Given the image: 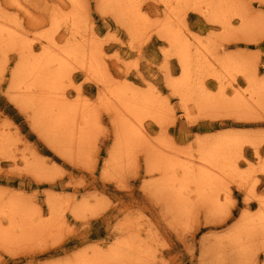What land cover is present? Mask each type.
<instances>
[{"label":"rangeland","instance_id":"374dc122","mask_svg":"<svg viewBox=\"0 0 264 264\" xmlns=\"http://www.w3.org/2000/svg\"><path fill=\"white\" fill-rule=\"evenodd\" d=\"M114 1L0 0V28L15 38L0 40V264H264L263 227L239 226L244 211L255 215L264 200V94L252 98L245 75L264 83V0H227L221 23L210 14L220 0H138L150 22L137 33ZM167 21L189 38L195 61L204 55L194 62L207 70L193 85L204 82L214 99L224 90L233 107L202 110L175 94L169 82L183 70L161 36ZM77 46L85 54L69 57L61 88L21 83L25 58L48 49L65 56ZM221 58L239 69L225 70ZM128 85L157 99L156 119L133 116L114 99ZM50 98L72 105L75 116L46 112ZM221 134L240 143L236 171L216 190L193 183L181 191L167 161L199 167L201 145Z\"/></svg>","mask_w":264,"mask_h":264},{"label":"bare ground","instance_id":"6f19581e","mask_svg":"<svg viewBox=\"0 0 264 264\" xmlns=\"http://www.w3.org/2000/svg\"><path fill=\"white\" fill-rule=\"evenodd\" d=\"M103 1V0H102ZM105 1V0H104ZM107 1V0H106ZM118 4L120 5V16L127 15L128 19H130L129 23H130V31L131 32H136L137 30L140 31V26L143 25V27L147 24V19L149 21V18L144 17L145 15L141 14L138 11L137 5H136V1L138 2V0H118ZM181 2L182 0H164L163 2H165V4L167 5H174L177 2ZM187 1L188 3L193 2L194 0H184ZM198 2H200L201 0H197ZM109 2V0H108ZM107 2V3H108ZM115 2V1H114ZM117 2V0H116ZM115 2V3H116ZM229 2V1H228ZM227 0H220L218 2H216V4H213L215 2H212L211 4V8H213V10H211L210 14L211 17H214V19L216 20L217 18L220 19L222 17L219 16L222 11L221 9L223 8V6L228 3ZM233 2V1H232ZM178 4V3H177ZM184 4V3H183ZM194 4V3H193ZM104 5V4H103ZM188 5V4H187ZM196 5V4H194ZM209 6V3L206 4ZM214 5V6H213ZM228 6V5H227ZM171 7V6H170ZM190 7V6H188ZM199 8L201 9L199 6V3L197 4V6H195V8ZM225 7V6H224ZM194 8V9H195ZM210 8V9H211ZM243 8V7H242ZM106 9V8H105ZM108 9V8H107ZM193 9V8H192ZM193 9V11H194ZM197 10V11H201V10ZM203 9V8H202ZM173 10V9H171ZM174 11V10H173ZM182 12V11H181ZM207 12V11H205ZM109 13V12H108ZM185 13V12H184ZM204 13V11H203ZM229 13V12H228ZM86 14V13H85ZM105 14V12H104ZM183 14V12H182ZM223 14V13H222ZM236 14V13H235ZM31 15V14H30ZM229 15V14H228ZM126 16V17H127ZM169 16V15H167ZM184 16V15H183ZM186 16V15H185ZM184 16V17H185ZM177 17V16H176ZM180 17V14H179ZM220 17V18H219ZM238 17V15H237ZM168 18V17H167ZM182 15L181 18L179 20H183L182 19ZM226 18V17H225ZM118 19L121 21V18L118 17ZM126 19V18H125ZM171 19V18H170ZM186 19V17H185ZM213 19V18H212ZM224 19V17H223ZM57 20V19H56ZM159 20V19H157ZM178 20V19H177ZM230 20V19H229ZM127 21V20H125ZM166 20H164L165 22ZM171 21V20H170ZM213 21V20H212ZM221 21V19L219 20V22ZM10 22V21H9ZM150 22V21H149ZM148 22V23H149ZM157 22V21H156ZM168 22V21H167ZM181 22V21H180ZM218 21L216 20V23ZM218 22V23H219ZM223 22V21H221ZM220 22V23H221ZM77 23V22H76ZM80 23V22H79ZM160 23L162 24V20L160 21ZM225 23V22H224ZM178 24V23H177ZM150 25V24H148ZM164 25V24H163ZM162 25V26H163ZM260 25V24H259ZM5 26V25H3ZM2 25L0 27H3ZM80 26V25H79ZM147 26V25H146ZM152 25H150L149 28H151ZM82 27V26H81ZM164 31H162L163 34H161L162 37H164V39L166 38L168 40V42L171 44L172 49L174 51V55L177 57L179 63L181 64L183 73L182 75L178 78V79H173L169 82V86L172 88V90H174L175 94L179 96L180 99H182L181 101L189 104L190 101H195V103L199 106L200 109L205 110L207 108H214L217 107L218 105L220 106H224L226 107V109L233 107V104L231 102L226 101L225 97L223 94H225L224 90H222V95L220 97H218L217 99H214L213 96L208 93L207 89L205 86H203L202 84L204 83H200V87L198 88L195 82V77L198 75L200 76L203 71L206 69V67L204 66V62L201 63L202 58H200L201 56L204 55H199L197 57H199L200 60V65H195L196 61H199L198 58H196V61L193 59L192 56V51H193V46L190 45V40L184 37H182V35L174 29V27L171 25V23H166V25H164V27H161L160 29H162ZM186 28V26H185ZM188 28V26H187ZM186 28V29H187ZM223 28V27H222ZM8 28L4 27V28H0V40L1 42H5L7 41V45L8 43L14 38L13 34H11V32L9 30H7ZM143 29V28H142ZM187 32V31H186ZM230 32V31H229ZM248 32V31H247ZM14 33V32H13ZM223 33V32H222ZM183 35L184 32H183ZM224 35V34H223ZM222 36V35H221ZM132 37V35H131ZM135 37V36H134ZM217 37V36H216ZM38 38V37H37ZM221 38V37H220ZM135 39V38H134ZM160 39V38H159ZM133 40V37H132ZM228 40V39H227ZM9 41V42H8ZM14 41V40H13ZM201 42L200 41V46H201ZM210 43V41H209ZM214 43V42H213ZM5 44V43H4ZM1 45V44H0ZM205 46V45H202ZM216 46V45H215ZM3 47V46H2ZM1 46L0 48L3 49ZM208 47V46H207ZM83 47L82 46H77V47H72L69 49H65L63 55L65 54V56H62L60 54H57L54 51H51L50 49L46 50L44 55L36 58L32 60V62H27V59L25 58V62H23V64H21V66H19V72L17 71L16 73H18L21 83L25 84L29 82L28 85H32L33 84H37L38 86L40 85V87L43 89H49L51 90H57L61 85L60 81L61 79H63V77L69 76V70H70V66H68V62H69V57H75L76 58H81V56H84L85 53H83ZM203 48V47H202ZM210 48V46H209ZM206 49V48H205ZM85 50V49H84ZM83 51V52H82ZM199 49H197L196 54L198 53ZM206 51V50H205ZM208 51V49H207ZM200 52V51H199ZM195 54V53H194ZM213 57V56H212ZM222 57V56H221ZM84 58V57H83ZM82 58V59H83ZM88 58V57H87ZM207 61L209 60V58H207L205 56ZM219 58V57H218ZM217 58V59H218ZM77 60V59H76ZM90 61L91 65H90V71H94L95 73L98 72L100 70V68L97 69L96 66H94V56L92 55V57H90ZM78 61V60H77ZM89 61V60H88ZM195 61V62H194ZM218 61V60H216ZM234 59H220V65L222 66V68H224L225 70H230V69H235L238 68V66L234 63ZM100 62V61H99ZM70 63V62H69ZM85 63V62H84ZM206 63V62H205ZM219 64V62H217ZM98 65V64H97ZM101 65V64H100ZM86 66V65H85ZM219 66V65H218ZM133 67V66H132ZM242 67V66H241ZM69 68V69H68ZM209 68V67H208ZM213 68H215L213 66ZM216 69V68H215ZM233 69V70H234ZM239 69V68H238ZM242 69V68H241ZM78 70V69H77ZM207 70V69H206ZM209 70V69H208ZM69 71V72H68ZM227 71V72H228ZM232 71V70H230ZM240 71V70H239ZM68 72V73H67ZM215 71L210 69L208 71L207 74H210L211 76L217 78L220 80H222L221 76H219L218 74L214 73ZM226 72V71H225ZM226 72V73H227ZM248 72V71H247ZM66 73L68 76H66ZM94 74V73H93ZM16 75V74H15ZM95 75V74H94ZM104 76V74H101ZM209 75V76H210ZM229 75V74H228ZM249 87H250V93H251V97L252 98H260L263 96L264 94V83H262L258 78L245 74ZM232 76V75H231ZM98 78V76H96ZM105 77V76H104ZM95 78V79H97ZM103 79V78H102ZM18 80V79H16ZM64 80V79H63ZM90 80V79H89ZM233 81V79H232ZM19 82V81H18ZM199 83V82H198ZM236 83V81H235ZM22 84V85H23ZM113 84V83H111ZM110 84V85H111ZM195 84V85H193ZM20 85V84H19ZM21 85V86H22ZM27 85V87L29 88V86ZM41 85H44L41 86ZM118 86V85H117ZM116 86V87H117ZM15 87V86H14ZM31 87V86H30ZM35 86H33L34 88ZM121 87V86H119ZM117 88L116 93L114 92V94L112 96H116L114 97V99L116 98L121 104L120 106H122V108H124V110H126L127 112H130L131 114H133V116L139 117L141 118L142 116H147V117H153L156 119L155 115L157 113V110L159 107L156 106V101L157 99L152 95H142L140 94V91H138V89L133 88V86H126V87H121V88ZM39 88V87H38ZM39 88V89H41ZM61 88V87H60ZM111 88V87H110ZM221 88V87H220ZM35 89V88H34ZM34 89H28L29 92L33 91ZM114 90L116 88H111V90ZM222 89V88H221ZM110 90V89H109ZM154 91V90H153ZM156 91V90H155ZM200 93H199V92ZM221 91V90H220ZM36 92V91H35ZM52 92V91H51ZM51 92H49L51 94ZM219 93V92H218ZM49 94V96H50ZM54 94V92H53ZM53 94L51 95L53 97ZM147 94V93H146ZM55 95H58L55 93ZM215 95V94H214ZM32 96V94H31ZM34 96V95H33ZM217 96V95H216ZM42 97V96H41ZM158 97V96H157ZM30 98V97H28ZM35 98V97H33ZM54 98V97H53ZM159 98V97H158ZM238 98V97H237ZM26 99V97H25ZM24 99V100H25ZM32 99V98H31ZM30 99V100H31ZM37 99V98H36ZM43 100L39 99L42 103L46 101H44V98L42 97ZM48 99V98H47ZM52 101H50V103H46V112L51 111V114L57 112V116L63 118L64 116L67 117V115L69 116V118L73 117L74 114L69 115L70 112L73 111L74 107H72V105H69L70 107H68V105H66V103H64L63 101L61 103L65 104L64 106L58 101H53L52 98H50ZM80 99V98H79ZM113 99V100H114ZM115 99V100H116ZM239 99V98H238ZM251 99V98H250ZM257 100V99H256ZM33 101V100H32ZM31 101V102H32ZM37 101V100H35ZM39 101V103H41ZM26 102V101H25ZM189 102V103H188ZM29 103V102H28ZM33 103V102H32ZM31 103V104H32ZM38 103V104H39ZM41 103V104H42ZM60 103V104H58ZM234 103H236V101L234 100ZM40 104V105H41ZM45 104V103H43ZM43 104L41 106H43ZM26 105V103H25ZM39 105V106H40ZM61 105V106H60ZM161 105V104H160ZM35 106V105H33ZM38 106V105H36ZM37 108V107H36ZM76 108V107H75ZM184 108V107H183ZM187 108V107H186ZM39 109V108H38ZM44 109V106H43ZM160 109V108H159ZM217 109V108H216ZM215 109V110H216ZM41 110V109H40ZM186 110V109H185ZM183 111V110H182ZM211 111V110H210ZM41 113H43L42 111H39ZM206 112V111H205ZM188 113V112H187ZM205 114V113H204ZM216 113H214L215 115ZM41 115V114H40ZM48 115V116H47ZM49 114H46L47 117H49ZM56 115V113H55ZM54 115V116H55ZM77 115V114H76ZM189 115V114H188ZM235 115V114H234ZM43 116L45 117V115L43 114ZM55 117L56 121L58 119V117ZM71 116V117H70ZM75 116V115H74ZM80 116V115H79ZM181 116V115H180ZM203 116V115H202ZM210 116V115H209ZM52 117V116H51ZM201 117V116H200ZM46 118V117H45ZM54 118V117H53ZM68 118V119H69ZM75 118V117H74ZM52 119V118H51ZM54 119V120H55ZM66 118V120H68ZM154 119V120H155ZM242 119V118H239ZM248 119V118H247ZM50 121V119H49ZM55 121V123H56ZM57 121V122H58ZM157 121V120H156ZM54 122V121H53ZM60 122V121H59ZM159 123V120L157 121ZM52 123V122H51ZM54 123H52L53 125ZM56 125V124H54ZM60 125V124H59ZM64 125V124H63ZM61 125V126H63ZM56 127V126H55ZM59 127V126H58ZM60 128V127H59ZM136 128V127H135ZM129 129V128H128ZM68 130V129H67ZM123 132V130H122ZM122 132H120L122 134ZM76 134V133H75ZM85 135V134H83ZM120 135V134H119ZM75 137V136H74ZM123 135L120 136V138H122ZM73 138V137H72ZM86 138V137H85ZM74 139V138H73ZM70 140V138H69ZM80 141V140H79ZM206 142V143H205ZM205 145L202 144L201 146H203V150H202V156L200 157V159L203 161V163L198 164L200 165L199 167L196 166H190L188 164H180L179 162L175 163L174 161H170V159L167 161L165 169L168 171V175H169V179H171L172 181L178 182L180 184V190L182 191L183 189H185L187 186H189V184H196L198 185L201 189H203V192H206L207 190H216L219 184V181L222 180L221 178H223V176H227V174H230L232 171L235 170V167L232 164V154L233 151H237L236 148L239 146V141L236 137H232V136H228L227 134H221L216 136V139H212V140H207L205 141ZM79 143V142H78ZM72 144V143H71ZM10 145V144H9ZM80 145V144H79ZM68 148V147H67ZM237 153V152H236ZM63 155L67 156L66 154L63 153ZM112 155V154H111ZM68 157V156H67ZM110 161V160H109ZM200 161V160H199ZM248 163V162H247ZM165 164V162H164ZM197 165V166H198ZM150 166V165H149ZM148 166V167H149ZM243 169V168H242ZM149 170V168H148ZM236 171V170H235ZM179 173H183L182 176L179 175ZM103 178V177H102ZM195 186V185H194ZM197 187V186H196ZM195 187V188H196ZM197 187V188H199ZM241 187V186H239ZM195 191H197L195 189ZM183 193V192H181ZM185 193V192H184ZM210 193V192H209ZM216 193V192H215ZM180 194V193H178ZM208 194V193H207ZM184 196V195H183ZM211 197V196H210ZM185 198V197H184ZM199 198V197H198ZM261 198V197H260ZM19 199V198H18ZM180 202V201H178ZM219 203V202H217ZM260 203V210L258 212L255 213V215L251 214L249 215V210L248 211H244V213L242 214L241 218H240V224L239 226H244L245 224H249V225H258L261 229L263 227L264 229V200L259 201ZM2 204V203H1ZM7 206V205H5ZM12 207V206H11ZM12 212H16L14 209H12ZM14 215V213H12ZM179 223V222H178ZM257 227V226H256ZM254 227V229L256 228ZM236 228V227H235ZM245 229V228H244ZM253 229V230H254ZM259 229V230H261ZM262 229V230H263ZM257 230V229H256ZM261 230V231H262ZM255 231V230H254ZM258 231V230H257ZM243 233V232H242ZM247 233V232H246ZM130 244V243H129ZM133 245V244H132ZM255 245V244H254ZM1 252V251H0ZM84 257V256H83ZM237 257V256H236ZM78 264H79V260ZM81 262V259H80ZM83 262V261H82ZM81 262V263H82ZM85 262V263H84ZM83 264H86V261H84ZM80 263V264H81ZM74 264V263H73Z\"/></svg>","mask_w":264,"mask_h":264}]
</instances>
